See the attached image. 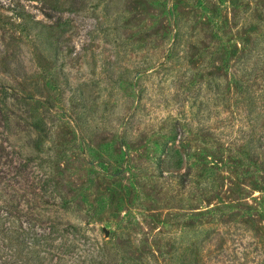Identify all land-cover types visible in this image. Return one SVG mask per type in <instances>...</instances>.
I'll use <instances>...</instances> for the list:
<instances>
[{
    "label": "rangeland",
    "instance_id": "374dc122",
    "mask_svg": "<svg viewBox=\"0 0 264 264\" xmlns=\"http://www.w3.org/2000/svg\"><path fill=\"white\" fill-rule=\"evenodd\" d=\"M0 91V264H264V0H0Z\"/></svg>",
    "mask_w": 264,
    "mask_h": 264
},
{
    "label": "trees",
    "instance_id": "16d2710c",
    "mask_svg": "<svg viewBox=\"0 0 264 264\" xmlns=\"http://www.w3.org/2000/svg\"><path fill=\"white\" fill-rule=\"evenodd\" d=\"M5 87H6V88H12V86H7V85H5ZM1 92H2V91H0V94H1ZM39 122H40L39 125H43V124H44V122H43L42 120H39ZM39 122H38V123H39ZM0 128H2V127L0 126ZM36 128H39V127L37 126Z\"/></svg>",
    "mask_w": 264,
    "mask_h": 264
}]
</instances>
